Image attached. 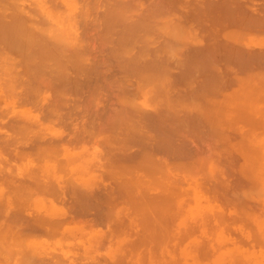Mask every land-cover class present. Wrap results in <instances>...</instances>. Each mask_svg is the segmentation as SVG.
<instances>
[{
  "label": "rangeland",
  "instance_id": "1",
  "mask_svg": "<svg viewBox=\"0 0 264 264\" xmlns=\"http://www.w3.org/2000/svg\"><path fill=\"white\" fill-rule=\"evenodd\" d=\"M35 1L38 0H5V3H8L7 5L4 3L5 7L10 3L11 5L8 6L9 10L7 8L10 12L5 11V7L2 8L4 13L8 12L7 15L5 14L7 17L3 18L11 16L13 18V14H17L18 17L19 14L23 15L21 17L25 18L24 20L19 17V24L23 25L21 27L23 34L26 30L25 34L36 33L35 36L42 33L49 36L55 35L53 39L57 37L64 43H60L62 49L61 52L57 50L59 52L57 56L65 58L69 56L70 52L72 56L73 52L77 51L80 58L83 60L82 57H84L87 62L83 63L86 65L85 68H89L87 73L82 75L84 77L81 76L80 79L77 76L78 84L76 81L75 84L68 82L66 86L58 84L55 72L53 76H37L36 85H33V88H37H34L36 91H34L35 96L32 102L20 96V81H16L17 85H13L16 83L15 80L20 79L19 76L13 77L17 76L15 70L21 71L24 66L10 69L11 64L6 60V63L2 61L5 65L7 64L6 67L9 68L10 65L9 70L12 72L10 71L9 77L5 76L8 69L3 63V67L6 68L2 67L3 76L0 68V78H4L0 79V82L5 81L1 84L2 86L0 85V155L3 151L0 156L2 158L0 167L1 171H4H0V205H4L9 199L8 201L14 203L15 208H19L26 218H40L46 224L57 222L56 224L61 226L55 232L56 236L51 234H48L49 236L32 235L28 228L20 231L19 235L22 234V238L27 237V241L44 243L43 247H48L43 255L44 258L41 259L44 262L39 260L36 264H47L55 260L56 262L51 264H264V0H226V2H224L225 0H187L189 2L185 0H39L37 4ZM46 1H49V8ZM32 4L35 11L40 6V16L39 12H33ZM222 4L227 6L222 7ZM41 9L44 10L43 13ZM166 11L169 12L167 18ZM44 13H49L50 17L45 16ZM65 15L66 18H64ZM110 15L111 17H109ZM36 18L39 21H36ZM155 18L159 20L157 21ZM200 18L201 22H199ZM64 19L68 22H64ZM8 20H6L7 23ZM161 20L164 21L162 24H160ZM23 21H26L25 25ZM177 21L182 23L180 24L181 28L179 24V26L176 25ZM48 22L49 24H47ZM53 22L55 26H51L54 25ZM152 22L158 28L153 26ZM39 24H42L39 26L40 28L37 26ZM148 25L150 28L153 27V31L154 29L162 31V35L157 31L159 36L152 35ZM44 26L49 28L45 32ZM56 26H60L62 31L58 27L57 33ZM183 26L184 28H182ZM108 27L112 29L104 30ZM161 27L162 30H159ZM175 27V31L178 29L181 32L176 31L177 34H173L175 31L170 28L174 29ZM54 28V32H51ZM165 30L167 31L165 32ZM107 31L110 34L105 35L107 33L104 32ZM142 31L146 32L142 33ZM170 31L173 36L175 35V39L171 37ZM146 33L150 38L148 34L144 35ZM165 33L166 35H164ZM70 34L72 38L69 37ZM151 35L156 36L155 39L158 41L164 37V44L161 42L163 39L160 41L162 44L158 43L159 46H156L157 41H154V37ZM66 36L69 42H77L75 49H73L75 44L69 43L68 47ZM84 36L86 37L84 38ZM167 36L173 39L171 43H168L170 38ZM178 36L181 37L178 39ZM35 38L33 35L34 40ZM147 39L149 44L145 41ZM84 40L88 43H85ZM62 44L65 45V48ZM165 45L168 47L166 48ZM144 49L146 50L144 58L139 57V55H143L140 54L141 51L145 53ZM148 49L150 52H147ZM117 50L118 52L115 53ZM0 51L3 52L2 48ZM136 52L139 53L138 56ZM62 53H64L63 57ZM164 53L167 55L165 57H169L170 60L169 58L168 61L166 58L164 59ZM215 54L216 56H214ZM156 56L163 60L154 59ZM138 59L142 60L141 64ZM116 61H118L117 64ZM157 61L158 64L159 61L161 64H164L165 61V64L159 67L160 64L158 66ZM211 62L214 64L212 65ZM156 66L163 67L161 71L165 73L161 71V73L159 71L155 73ZM4 70L6 74H4ZM45 72L48 70L45 69ZM12 73L13 76H11ZM175 76L177 78H174ZM6 80H12L13 84L11 85L14 86L15 92L10 88V84L5 85L8 82ZM164 81L168 84L163 83ZM53 84L54 86H52ZM53 88L55 89L51 90ZM199 88L200 93L197 90ZM6 90L7 92H5ZM155 92L161 93L162 97L158 96L162 100H159L158 96L155 98L157 95ZM151 94H155V96ZM9 95L11 96L9 97ZM47 110L49 111L47 112ZM56 111L58 115L54 114ZM24 112L29 120L27 121L29 133L26 128L24 130L26 132L22 134L20 129L23 125L21 127L20 124H23L21 122L25 117H20V114L23 115ZM34 114L36 115L34 116ZM66 114L71 116L67 117ZM52 117L55 123H52ZM130 119L132 120L130 121ZM32 120L34 121L31 122ZM124 123H129L130 127ZM139 123L143 126L142 128L138 127ZM135 127L138 131L132 130L136 129ZM52 129L55 131L53 134ZM130 131L133 132L130 134ZM140 132L141 134H139ZM151 132L153 133L151 134ZM27 133L26 142L24 135L26 137ZM146 133L150 136V145ZM163 134L165 136L169 134L167 136L169 140L165 139V143L162 142L165 137ZM174 134L176 135L174 136ZM153 136H155V140ZM42 138L43 140H39ZM50 138L51 140H49ZM174 138L177 140H173ZM17 139L18 142H16ZM181 140L182 143H180ZM12 142H16L17 147H20L21 156L16 155L17 147L15 149L16 145ZM111 143H114L115 146ZM138 144L140 147L137 146ZM171 148L174 149L170 151ZM88 152L89 155H87ZM179 152L181 156H179ZM68 157L71 159L74 157V162ZM36 161L38 162L36 163ZM2 163L3 165H1ZM12 163H15L16 167ZM47 163L54 168L53 171H49L50 167L48 170ZM23 165L26 167H22ZM42 165L47 167V169H43L45 172L41 168ZM33 166L34 168H32ZM36 166L44 172V175ZM6 168H8V172ZM152 169L157 173H154ZM52 175L53 177H51ZM195 177L199 178L195 179ZM15 178L16 182L14 183ZM163 179L165 183H163ZM168 179H170L169 183ZM176 179L181 180L184 185ZM8 183L9 185H7ZM170 183L171 186L168 185ZM250 187L251 189H249ZM8 189L11 191L8 192ZM185 190L186 194H184ZM75 191L86 195L89 201L86 208L80 206L77 208L74 202ZM189 193H192V197ZM199 197L202 199L200 200L202 204L196 208V198L199 199ZM194 208L200 209L199 215L195 214L197 210ZM0 214L3 212L0 211ZM3 220L6 222L7 219L3 217L0 220V228L2 225H6L2 223ZM15 230L17 231V228L11 231L12 234L3 236L4 238L0 234V249H14L13 251L21 252L27 257V253L23 252V243L27 242L26 238H24V242L21 241L22 245L20 241L14 242L22 238L15 237L16 239L12 240L15 236L13 234L18 233H15ZM60 230L61 232H59ZM66 231L74 232L76 236L71 238V234L68 235ZM95 237L96 240L91 241ZM29 244L27 249L33 245ZM69 245H72L73 248ZM30 258L33 257L30 256Z\"/></svg>",
  "mask_w": 264,
  "mask_h": 264
},
{
  "label": "bare ground",
  "instance_id": "2",
  "mask_svg": "<svg viewBox=\"0 0 264 264\" xmlns=\"http://www.w3.org/2000/svg\"><path fill=\"white\" fill-rule=\"evenodd\" d=\"M39 1V0H38ZM37 1V2H38ZM185 1H187V0H185ZM229 1V0H228ZM245 1V0H244ZM29 2V1H28ZM36 2V1H35ZM37 2H36V4H37ZM45 2V1H44ZM53 2V1H52ZM187 2H189V1H187ZM224 2H226V0L224 1ZM247 2V1H246ZM4 3H5V0L3 1V0H0V5H1V7H0V48H2V51L4 52V54H3V52H1L0 51V62H1V64L0 65H2L0 68H1V72L3 71V69H8V71L6 72L7 73V75H5V76H8L12 71L11 70H9V68H10V65H9V68H8V66L6 67V65L2 62V61H4L5 62V60L6 61H8V63H10L11 64V68L10 69H14V68H16V67H18V66H24L23 67V69H21V71L19 70L18 71V69H16L15 70V72H16V75L17 76H13V73L11 74V76H13V77H18L19 76V80H15V82L16 81H20V84H19V86H21V92H20V96H22V97H24L26 100H28V101H30V102H32L33 101V98H34V91H36L35 89L37 88H33V85L35 84V81H36V78H38L40 75L41 76H43V75H51V76H53V73L55 72V76H56V79H57V82H58V84H63V85H67V83L68 82H74V84H75V81H76V83L78 82L77 80H76V78H77V76L78 77H80V79L82 78V77H84V76H82V75H84L85 73H87V70L89 69L88 67V69H86L85 68V66L86 65H84L85 63H87L86 62V60H85V58L84 57H82L83 58V60L80 58V54H78V53H76L75 51V53L73 52V49H75V47H76V43H73V42H69L68 41V38H67V36H66V40H67V43H68V47H69V43H71V45L72 44H75V45H73L74 47H73V49H72V52H73V55L71 56V49H70V53H69V56L68 57H63L64 55V53H62V57L63 58H61L60 56H57L58 54H59V52L57 51V50H61L62 49V47H61V45H60V43L62 42V39H61V41L60 40H58L57 39V37H55L54 39H53V37L55 36H49V35H44L43 33L42 34H40V35H37V36H35V34H33L34 35V38H35V40L33 39V35L31 34V32L30 33H28V34H25V33H27V32H25L26 30H24V34H23V32H22V26L23 25H21V24H19V17H21V16H23V15H20L19 14V17L17 16V14H16V12H15V14L16 15H14L13 14V10L11 11L12 12V14H13V18H11V17H8V18H3L4 16H6L7 15V13L8 12H10V11H8L9 10V8H8V6L9 5H11V3L8 5V6H4ZM14 3V2H13ZM12 3V4H13ZM39 3V2H38ZM48 3V4H47ZM227 3H229V2H227ZM6 4V3H5ZM8 4V3H7ZM6 4V5H7ZM29 4H31V3H29ZM28 4V5H29ZM46 4L48 5L47 7L49 8V1H46ZM45 4V5H46ZM50 4H52V3H50ZM188 4V3H187ZM226 4V3H225ZM14 5V4H13ZM25 5V4H24ZM33 5V4H32ZM41 5V4H40ZM192 6H193V4H191ZM26 6V5H25ZM30 6V5H29ZM197 6V5H196ZM223 6H225V5H223L222 4V7ZM227 6V5H226ZM225 6V7H226ZM239 6V5H238ZM4 7H5V11H8V12H6V13H4ZM10 7V6H9ZM14 7H16V6H14ZM18 7V6H17ZM33 7V9H34V5L32 6ZM39 7L40 6H38V10L37 11H35V9H34V13L35 12H39V16L41 15L40 13H41V11H40V9H39ZM46 7V6H45ZM45 7H44V9H45ZM229 7V6H228ZM3 8V9H2ZM7 8H8V10H7ZM19 8V7H18ZM27 8V7H26ZM221 8V7H220ZM230 8V7H229ZM232 8V7H231ZM11 9V8H10ZM12 9H14V8H12ZM27 9H29V8H27ZM50 9H52L51 7H50ZM206 9V8H205ZM224 9V8H223ZM16 10V9H15ZM18 10V9H17ZM22 10V9H21ZM23 10H25V9H23ZM42 10V13L44 12V10L43 9H41ZM63 10H65V9H63ZM192 10V9H191ZM28 11H30V10H28ZM28 11H27V13H28ZM32 11V10H31ZM54 11V10H53ZM20 12V11H19ZM46 12V11H45ZM48 12V11H47ZM51 12H52V10H51ZM66 12V11H65ZM153 12V11H152ZM167 12V11H166ZM21 13H23V12H21ZM59 13V12H58ZM57 13V14H58ZM195 13V12H194ZM6 14V15H5ZM29 14V13H28ZM27 14V15H28ZM37 14V13H36ZM63 14V13H62ZM164 14V13H163ZM168 14V15H167ZM167 14H165V16H166V18H167V16H169V12H167ZM182 14V13H181ZM244 14V13H243ZM30 15V14H29ZM44 15L45 16H49L50 17V15H49V13H44ZM52 15V14H51ZM70 15V14H69ZM252 15V14H251ZM25 16V15H24ZM52 16H54V15H52ZM60 16V15H59ZM70 16H72V15H70ZM69 16V17H70ZM7 17V16H6ZM57 17V16H56ZM61 17V16H60ZM68 17V16H67ZM109 17H111V15L109 16ZM159 17V16H158ZM173 17V16H172ZM198 17V16H197ZM10 18V20H8ZM22 18V17H21ZM39 18V17H38ZM38 18H36L35 20L36 21H39V19ZM44 18V17H43ZM63 18V17H62ZM64 18H66V15H65V17ZM71 18V17H70ZM74 18V17H73ZM146 18V17H145ZM164 18V17H163ZM5 19V20H4ZM25 18H22V20H24ZM55 19H57V18H55ZM59 19V18H58ZM152 19V18H151ZM157 19V21L159 20L158 18H155V20ZM161 19H162V17H161ZM175 19V18H174ZM194 19V18H193ZM247 19V18H246ZM6 20H8V23L6 22ZM21 20V19H20ZM41 20H42V18H41ZM40 20V22H42ZM44 20H45V18H44ZM59 20H61V19H59ZM58 20V21H59ZM108 20V19H107ZM113 20V19H112ZM163 20H165V19H163ZM168 20V19H167ZM166 20V21H167ZM184 20V19H183ZM49 22H50V20H48ZM64 22H68V21H66V19H64L63 20ZM105 21V20H104ZM144 21H146V20H144ZM162 21V20H161ZM204 21V20H203ZM246 21V20H245ZM21 22V21H20ZM24 22V25L26 24L25 22L26 21H23ZM45 22V21H44ZM49 22L47 23V24H49ZM71 22V21H70ZM143 22V21H142ZM164 21H162V22H160V24H162ZM178 22V21H177ZM199 22H201V18H200V21ZM199 22H198V24H199ZM38 23V22H37ZM46 23V22H45ZM54 23V22H53ZM113 23H115V21L113 20ZM147 23V22H146ZM145 23V24H146ZM153 23V22H152ZM151 23V24H152ZM169 23V22H168ZM184 23V22H183ZM193 23V22H192ZM210 23V22H209ZM214 23V22H213ZM228 23V22H227ZM244 23V22H243ZM23 24V23H22ZM42 24H44V23H42ZM42 24H39V25H37L38 27L39 26H41ZM71 24V23H70ZM109 24H110V22H109ZM133 24V23H132ZM149 24H150V22H149ZM154 24V23H153ZM158 24H159V22H158ZM157 24V25H158ZM166 24V23H165ZM164 24V25H165ZM180 25V24H182V23H180V22H178L176 25ZM239 24V23H238ZM242 24V23H241ZM246 24H247V22H246ZM21 25V26H20ZM46 27H47V25L46 24H44ZM62 25H63V22H62ZM68 25V24H67ZM106 25V24H105ZM107 25H108V21H107ZM139 25V24H138ZM143 26H144V24H142ZM147 25V24H146ZM156 24H154L153 26H155ZM175 25V24H174ZM178 25V26H179ZM184 25V24H183ZM200 25V24H199ZM203 25V24H202ZM45 26H44V32L46 31V29H49V28H45ZM51 26H55V23H54V25L52 24ZM115 26V25H114ZM137 26V25H136ZM142 26V27H143ZM160 26V25H159ZM162 26V25H161ZM177 26V27H178ZM214 26V25H213ZM247 26V25H246ZM25 27H27V26H25ZM50 27V26H49ZM59 27V30L60 31H62L61 29H60V26H58ZM57 26H56V31H57V28H58ZM66 27H69V26H66ZM71 27H73L72 25H71ZM110 27V26H109ZM106 28V29H104V30H107V29H112V28ZM111 27H113L112 26V24H111ZM146 27V26H145ZM148 29H150V30H152V31H150L149 30V32L151 33H153L152 35H157V32H159V31H157L158 29V26H155V27H157L156 29V31H155V29H154V31H153V27H151L150 28V26L148 25ZM167 27H169V26H167ZM166 27V28H167ZM218 27V26H217ZM40 28V27H39ZM140 28H141V26H140ZM160 28V27H159ZM164 28V27H163ZM180 28H181V25H180ZM182 28H184V26L182 27ZM25 29V28H24ZM28 29H30V28H28ZM50 29H51V27H50ZM64 29V28H63ZM103 29V28H102ZM101 29V30H102ZM129 29V28H128ZM135 29V28H134ZM146 29V28H145ZM145 29H143V30H145ZM170 29H172V31H175V29H176V27L173 29V28H170ZM169 29V30H170ZM241 29V28H240ZM31 30H32V28H31ZM36 31L38 30V29H35ZM54 30H55V28L51 31V32H54ZM58 30V31H59ZM70 30V29H69ZM108 30V31H109ZM131 30V29H130ZM159 30H162V27H161V29H159ZM183 30V29H182ZM185 30V29H184ZM28 31V30H27ZM55 31V32H56ZM58 31H57V33H58ZM63 31H65V30H63ZM108 31L107 32H104V33H107V34H105V35H108V34H110V32L108 33ZM136 31H137V28H136ZM140 31V30H139ZM167 30H165V32H166ZM176 31H179L178 29L176 30ZM176 31L173 33V34H175L176 33ZM41 32V31H40ZM50 32V33H51ZM71 33L73 32V31H70ZM75 32V31H74ZM80 32H81V30H80ZM83 32V31H82ZM146 32V31H145ZM145 32H143L142 31V33H145ZM148 32V33H149ZM162 32V31H161ZM161 32H159V34L161 33ZM164 32V31H163ZM169 32V31H168ZM171 32V31H170ZM179 32H181V31H179ZM39 33V32H38ZM77 33H79V32H77ZM85 33V32H84ZM134 33V32H133ZM140 33V32H139ZM138 33V34H139ZM148 33H146V34H144V35H146L147 36V34ZM154 33H156V34H154ZM47 34V33H46ZM52 35H53V33H51ZM50 34V35H51ZM54 34H56V33H54ZM60 34V33H59ZM75 34V33H74ZM82 34V33H81ZM177 34V33H176ZM181 34V33H180ZM182 34H183V32H182ZM114 35V34H113ZM151 35V36H152ZM160 35H162V33L160 34ZM164 35H166V33L164 34ZM169 36H170V34H168ZM171 35H172V32H171ZM62 36H63V33H62ZM72 35L70 34V36L69 37H71ZM77 36V35H76ZM112 36V35H111ZM115 36V35H114ZM130 36H132V35H130ZM141 36V35H140ZM148 36H149V34H148ZM157 36H159V35H157ZM175 36V35H174ZM174 36L172 35L171 37H173L174 38ZM78 37H79V35H78ZM83 37V36H82ZM86 36H84V38H85ZM108 37H110V36H108ZM134 37V36H133ZM145 37V36H144ZM152 37H154V36H152ZM168 37V36H167ZM166 37V38H167ZM171 37H168V38H170V40H169V42L168 43H171L172 42V40L173 39H171ZM179 37H181V36H178V39H179ZM61 38V37H60ZM63 38V37H62ZM65 38V37H64ZM72 38V37H71ZM146 38V37H145ZM144 38V39H145ZM148 38V37H147ZM149 38H150V36H149ZM148 38V39H149ZM155 38H157L156 36L154 37V41L156 40L157 41V44H156V46L158 45L159 46V44H160V41L161 40H163L164 39V37H163V39H160V41H158V39H155ZM77 39H79V38H77ZM83 39V38H82ZM148 39L147 40H145L146 42L148 41ZM153 39V38H152ZM175 39V38H174ZM177 39V38H176ZM66 40H64L65 41V43H66ZM70 40H72V39H70ZM125 40V39H124ZM128 40V39H127ZM151 40V39H150ZM83 41V40H82ZM114 41V40H113ZM112 41V42H113ZM126 41V40H125ZM144 41V40H143ZM153 41V40H152ZM165 41V39L163 40V41H161L162 43ZM178 41V40H177ZM221 41V40H220ZM75 42V41H74ZM84 42H85V40H84ZM120 42V41H119ZM128 42V41H127ZM126 42V43H127ZM175 42H176V40H175ZM63 43V42H62ZM83 43V42H82ZM85 43H88V42H85ZM124 43V42H123ZM130 43V42H129ZM155 43V42H154ZM159 43V44H158ZM161 43V44H162ZM167 43V44H168ZM64 44V43H63ZM62 44V45H63ZM104 44V43H103ZM109 44V43H108ZM111 44V43H110ZM147 44H149L148 42H147ZM160 44V45H161ZM164 44V43H163ZM223 44V43H222ZM60 45V46H59ZM81 45V44H80ZM117 45H118V43H117ZM123 45V44H122ZM126 45V44H125ZM129 45V44H128ZM131 46H132V44H130ZM135 45V44H134ZM137 45V44H136ZM139 45H144V44H139ZM150 45H152L151 44V42H150ZM155 45V44H154ZM153 45V46H154ZM169 45V44H168ZM168 45L166 46V48L168 47ZM219 45H221V44H219ZM224 45V44H223ZM222 45V46H223ZM65 45H63V47H64ZM138 46V45H137ZM148 46V45H147ZM71 47V46H70ZM77 47H78V45H77ZM122 47V46H121ZM140 47V46H139ZM161 47V46H160ZM224 47V46H223ZM223 47H221V48H223ZM65 48V47H64ZM72 48V47H71ZM80 48V47H79ZM83 48V47H82ZM140 48H143V47H140ZM151 47L149 46V49H150ZM229 48V47H228ZM69 49V48H68ZM126 49V51H128L127 50V48H125ZM139 49V48H138ZM149 49L147 50V52L149 51ZM67 50V49H66ZM141 50V49H140ZM139 50V51H140ZM152 50V49H151ZM153 50H154V48H153ZM159 50V49H158ZM234 50H235V48H234ZM64 51V50H63ZM124 51V50H123ZM126 51H124V52H126ZM138 51V50H137ZM146 50L144 49V52H145ZM219 51V50H218ZM61 52V51H60ZM65 52V51H64ZM80 52V51H79ZM118 52V50L115 52V53H117ZM150 52V51H149ZM153 52V51H152ZM154 52H156L155 50H154ZM166 52V51H165ZM220 52V51H219ZM67 53V52H66ZM81 53V52H80ZM84 53V52H83ZM123 53V52H122ZM127 53V52H126ZM137 53V52H136ZM163 53V52H162ZM168 53V52H167ZM225 53V52H224ZM82 54V53H81ZM140 54H143L142 56H140L139 55V53H137V56L139 55V57H143L144 56V54H146V52L145 53H143V51H141L140 52ZM151 54V53H150ZM150 54H148V55H150ZM155 55H156V53H154ZM154 54H152L153 56H155ZM166 53H164V59L166 58L165 56H167V55H165ZM188 54V53H187ZM220 54V53H219ZM222 54V53H221ZM84 55V54H83ZM86 55V54H85ZM117 55V54H116ZM116 55H115V57H116ZM136 55V54H135ZM162 55V54H161ZM168 55H170V54H168ZM5 56V57H4ZM119 56H120V54H119ZM137 56H136V59H137ZM146 56V55H145ZM171 56H172V54H171ZM214 56H216V54L214 55ZM244 56V55H243ZM86 57V56H85ZM118 57V56H117ZM120 57H122V56H120ZM160 57H162V56H160ZM190 57V56H189ZM218 57V56H217ZM225 57H227V55H225ZM224 57V58H225ZM240 57V56H239ZM144 58V57H143ZM169 58V57H168ZM168 58H166V60L168 59ZM194 58V57H193ZM2 59H4V60H2ZM134 59V58H133ZM135 59V60H136ZM154 59H158L157 58V56L154 58ZM173 59V58H172ZM195 59V58H194ZM193 59V60H194ZM223 59V58H222ZM85 60V61H84ZM115 60H116V58H115ZM139 61H140V64H141V61L142 60H140V59H138ZM158 60H163V59H158ZM169 60H170V58H169ZM180 60V59H179ZM204 60V59H203ZM81 61H84V62H81ZM120 61V60H119ZM138 61V62H139ZM168 61V60H167ZM175 61V60H174ZM182 61V60H181ZM198 61V60H197ZM208 61V60H207ZM210 61V60H209ZM218 61H220V60H218ZM117 62L118 61H116V64H117ZM152 62H153V60H152ZM152 62H151V64H152ZM194 62H195V60H194ZM200 63H202L201 61H199ZM215 62H217V61H215ZM232 62V61H231ZM5 65V67H3V64ZM6 63V62H5ZM84 63V64H83ZM122 63H123V61H122ZM125 63V62H124ZM134 63V62H133ZM135 63H137V62H135ZM150 63V62H149ZM149 63H148V65H149ZM164 64H165V61L163 62ZM196 63V62H195ZM212 63V65L214 64L213 62H211ZM221 63V62H220ZM219 63V64H220ZM143 64V63H142ZM155 64H156V62H155ZM157 64H158V61H157ZM159 64H160V66H159ZM159 64H158V66L159 67H161L162 65H164V64H161V62L159 61ZM182 64V63H181ZM194 64V63H193ZM218 64V65H219ZM84 65V66H83ZM123 65V64H122ZM121 65V66H122ZM125 65V64H124ZM135 65H137V64H135ZM144 66H145V64H143ZM167 65V64H166ZM171 65V64H170ZM183 65V64H182ZM181 65V66H182ZM210 65V64H209ZM211 65V66H212ZM216 65V64H215ZM214 65V66H215ZM230 65H231V63H230ZM88 66V65H87ZM141 66V65H140ZM139 66V67H140ZM147 66V65H146ZM197 66V65H196ZM203 66H205V65H203ZM2 67H3V69H2ZM90 67V66H89ZM194 67V66H193ZM201 67V66H200ZM206 67H207V65H206ZM206 67H203V69L205 68L206 69ZM213 67V66H212ZM156 68L158 69H154V71H155V73H156V71L158 72H160L162 69H163V67L162 68H158L157 66H156ZM165 68V67H164ZM168 68H169V66H168ZM195 68V67H194ZM45 69H47L48 70V72H45ZM97 69V68H96ZM138 69V68H137ZM144 69V68H143ZM185 69V68H184ZM195 69H197V68H195ZM203 69H202V71H203ZM212 69V68H211ZM208 70V69H207ZM11 71V72H10ZM44 71V72H43ZM90 71V70H89ZM97 71V70H96ZM140 71V70H139ZM147 71V70H146ZM145 71V72H146ZM148 71H150V70H148ZM186 71V70H185ZM189 71V70H188ZM187 71V72H188ZM201 71V72H202ZM230 71V70H229ZM13 72H14V70H13ZM161 72H163V71H161ZM160 72V73H161ZM228 72V71H227ZM5 73V70H4V74H6ZM152 73H154V72H152ZM163 73H165V72H163ZM191 73V72H190ZM189 73V74H190ZM196 73V72H195ZM3 74V72L1 73V75ZM139 74H141V73H139ZM184 74V73H183ZM187 74V73H186ZM192 74V73H191ZM80 75V76H79ZM153 75V74H152ZM178 75V74H177ZM176 75V76H177ZM181 75V74H180ZM180 75H179V77H180ZM226 75H227V73H226ZM3 76V75H2ZM38 76V77H37ZM82 76V77H81ZM88 76H89V73H88ZM144 76H145V74H144ZM174 77V78H177V77ZM216 76V75H215ZM9 77V76H8ZM86 77V76H85ZM227 77H228V75H227ZM14 78V79H15ZM88 78V77H87ZM119 78V77H118ZM147 78V77H146ZM217 78V77H216ZM225 78V77H224ZM0 79H4V78H0ZM5 79H8L9 80V78H6L5 77ZM98 79V78H97ZM181 79V78H180ZM8 80H6V81H8ZM13 80V79H12ZM11 80V81H12ZM107 80V79H106ZM142 81H143V79H141ZM144 80H145V78H144ZM215 80V79H214ZM11 81H8V82H10V83H8V82H6L7 84H5V85H8V84H13V83H11ZM146 81H148V80H146ZM146 81H144V83L146 84ZM236 81V80H235ZM5 82V81H4ZM4 82H2V83H4ZM14 82V81H13ZM37 82H38V80H37ZM214 82V81H213ZM1 82H0V85L2 84ZM163 83H165V81L163 82ZM198 83V82H197ZM230 83V82H229ZM50 84V83H49ZM78 84V83H77ZM76 84V85H77ZM165 84H168V82H166ZM165 84H164V86H165ZM170 84V83H169ZM217 84V83H216ZM4 85V84H3ZM14 86L15 85H17V82L16 83H14L13 84ZM36 85V84H35ZM37 85H38V83H37ZM41 85V84H40ZM45 85V84H44ZM87 85V84H86ZM195 85V84H194ZM222 85V84H221ZM229 85V84H228ZM2 86V85H1ZM13 86V87H14ZM52 86H54V84L52 85ZM80 86V85H79ZM239 86V85H238ZM13 87H12V85L10 86V88L14 91V89H13ZM42 87V86H41ZM64 87V86H63ZM68 87H69V85H68ZM76 87V86H75ZM74 87V88H75ZM78 87V86H77ZM76 87V88H77ZM214 87V86H213ZM9 88V89H10ZM16 88V87H15ZM17 88H19L18 86H17ZM16 88V89H17ZM50 88V87H49ZM57 88V87H56ZM193 88H194V86H193ZM208 88V87H207ZM8 89V88H7ZM15 89V90H16ZM55 88H53V89H51V90H54ZM69 89V88H68ZM82 89V88H81ZM161 89V88H160ZM159 89V90H160ZM192 89V88H191ZM234 89H235V87H234ZM5 90V89H4ZM20 90H18V91H20ZM38 90V89H37ZM158 90V91H159ZM197 90H199L198 92L200 93L201 91H200V88L199 89H197ZM212 90H213V88H212ZM215 90V89H214ZM224 90V89H223ZM9 92H10V90H8ZM17 91V90H16ZM59 91V90H58ZM76 91V90H75ZM81 91V90H80ZM154 91V90H153ZM163 91H164V89H163ZM168 91V90H167ZM175 91V90H174ZM205 91V90H204ZM216 91V90H215ZM5 92H7V90L5 91ZM15 92V91H14ZM54 92V91H53ZM198 92H196L197 94H199ZM214 92V91H213ZM217 92H218V90H217ZM19 93V92H18ZM59 93V92H58ZM79 93V92H78ZM156 93V92H155ZM193 93V92H192ZM192 93H191V95H192ZM195 93V94H196ZM203 93V92H202ZM212 93V92H211ZM220 93V92H219ZM2 94V93H1ZM11 94H12V91H11ZM55 94V93H54ZM54 94H52V95H54ZM157 95L155 96V94L153 95V94H151V95H153V96H155V98L159 95V96H161L160 94H158V93H156ZM165 94V93H164ZM189 94H190V92H189ZM194 94V93H193ZM240 94V93H239ZM3 95V94H2ZM13 95V94H12ZM57 95V94H56ZM150 95V96H151ZM11 95H9V97H10ZM78 96V95H77ZM81 96V95H80ZM159 96H158V98H159ZM170 96V95H169ZM168 96V97H169ZM21 97V98H22ZM38 97H40V96H38ZM59 97V96H58ZM162 97V96H161ZM198 97V96H197ZM7 98H8V96H7ZM15 98V97H14ZM45 98V97H44ZM51 98V97H50ZM75 98H76V96H75ZM188 98H189V96H188ZM199 98V97H198ZM213 98V97H212ZM19 99V98H18ZM47 99H48V97H47ZM65 99V98H64ZM72 99H73V97H72ZM149 99H150V97H149ZM148 99V100H149ZM195 99V98H194ZM193 99V100H194ZM200 99V98H199ZM38 100V99H37ZM43 100V99H42ZM153 100V99H152ZM159 100H162V99H160L159 98ZM163 100H165L164 99V97H163ZM186 100V99H185ZM188 100V99H187ZM4 101V100H3ZM19 101V100H18ZM51 101V100H50ZM76 101V100H75ZM82 101V100H81ZM147 101V100H146ZM150 101V100H149ZM154 101H155V99H154ZM156 101H158V100H156ZM169 101V100H168ZM196 101V100H195ZM205 101V100H204ZM45 103H47L46 101H44ZM43 102V103H44ZM55 102V101H54ZM57 102V101H56ZM68 102V101H67ZM83 102V101H82ZM151 102V101H150ZM149 102V103H150ZM189 102V101H188ZM207 102V101H206ZM18 103V102H17ZM79 103V102H78ZM175 103H177V102H175ZM185 103V102H184ZM192 103V102H191ZM199 104H200V102H198ZM21 104H22V102H21ZM48 104V103H47ZM53 104V103H52ZM58 104H59V102H58ZM70 104V103H69ZM82 104V103H81ZM153 104V103H152ZM155 104V103H154ZM159 104V103H158ZM171 104V103H170ZM31 105V104H30ZM34 105V104H33ZM195 105V104H194ZM193 105V106H194ZM236 105V104H235ZM14 106H16V105H14ZM51 106V105H50ZM49 106V107H50ZM58 106V105H57ZM56 106V107H57ZM73 106V105H72ZM129 106V105H128ZM127 106V107H128ZM152 106V105H151ZM150 106V107H151ZM201 106V105H200ZM233 106V105H232ZM74 107V106H73ZM80 107V106H79ZM86 107V106H85ZM167 107V106H166ZM209 107V106H208ZM72 108V107H71ZM134 108H136V107H134ZM43 109V108H42ZM41 109V110H42ZM153 109V108H152ZM158 109V108H157ZM156 109V110H157ZM197 109V108H196ZM10 110V109H9ZM19 110V109H18ZM46 110V109H45ZM44 110V111H45ZM49 110H51L50 108H49ZM49 110H47V112L49 111ZM53 110V109H52ZM70 110V109H69ZM71 110H73V109H71ZM101 110V109H100ZM155 110V111H156ZM231 110V109H230ZM40 111V110H39ZM74 111V110H73ZM145 111V110H144ZM180 111V110H179ZM41 112V111H40ZM66 112V111H65ZM70 112V111H69ZM16 113H20V112H16ZM51 113V112H50ZM57 114V111L56 112H54V114ZM73 113V112H72ZM71 113V114H72ZM92 113V112H91ZM138 113V112H137ZM55 114V115H56ZM146 114V113H145ZM150 114V113H149ZM179 114V113H178ZM185 114V113H184ZM28 115H30V114H28ZM36 114H34V116H35ZM52 115V114H51ZM58 115V114H57ZM67 115V114H66ZM65 115V116H66ZM68 115H70V114H68ZM68 115H67V117H68ZM137 115V114H136ZM183 115V114H182ZM18 116H19V114H18ZM25 117L23 120L22 119H20V120H22V122L21 123H23V124H20V126L22 127V125H23V127L20 129V133H22L23 134V132L25 133L26 131H24L27 127H28V125H27V121H29V120H27L28 118H26L27 117V115H25V112H24V114L22 115V114H20V117ZM71 116V115H70ZM93 116V115H92ZM156 116V115H155ZM19 117V118H20ZM31 117V116H30ZM30 117H29V119H30ZM47 118H48V115L46 116ZM58 117V116H57ZM57 117H56V119H57ZM125 117H127V115H125ZM143 117H145V116H143ZM179 117H181V116H179ZM182 117H184V116H182ZM181 117V118H182ZM189 117V116H188ZM53 118V117H52ZM51 118V119H52ZM135 118V117H134ZM137 118V117H136ZM186 118V117H185ZM205 118V117H204ZM138 119H139V117H138ZM190 119V118H189ZM200 119V118H199ZM17 120H18V118H17ZM35 121H36V119H34ZM34 120H32L31 122H33ZM38 120V119H37ZM59 120V119H58ZM125 120V119H124ZM132 119H130V121H131ZM134 120V119H133ZM140 120V119H139ZM174 120H175V118H174ZM185 120H187V119H185ZM197 120V119H196ZM201 120H203V119H201ZM24 121V122H23ZM47 121V120H46ZM50 121V120H49ZM52 121V120H51ZM57 121V120H56ZM129 121V120H128ZM127 121V122H128ZM180 121V120H179ZM184 121V120H183ZM182 121V122H183ZM17 122V121H16ZM38 122V121H37ZM37 122H36V124H37ZM42 122V121H41ZM45 122V121H44ZM43 122V123H44ZM58 122V121H57ZM94 122V121H93ZM97 122V121H96ZM119 122V121H118ZM117 122V123H118ZM137 122V121H136ZM196 122H198V121H196ZM15 123V122H14ZM42 123V124H43ZM50 123V122H49ZM52 123H55V121H54V118H53V121H52ZM141 123V125H142V122H140ZM140 123H139V126L138 127H140L141 125H140ZM144 123H145V120H144ZM156 123V122H155ZM157 123H159V122H157ZM156 123V124H157ZM179 123H181V122H179ZM185 123V122H184ZM191 123V122H190ZM33 124V123H32ZM121 124V123H120ZM122 124H123V122H122ZM125 124V123H124ZM149 124V123H148ZM153 124V123H152ZM168 124V123H167ZM214 124V123H213ZM8 125V124H7ZM15 125H17L18 126V124H15ZM98 125V124H97ZM125 125H129V123H126ZM133 125V124H132ZM138 125V124H137ZM145 125H146V123H145ZM158 125H160V124H158ZM165 125V124H164ZM172 125V124H171ZM175 125H177V124H175ZM185 125V124H184ZM198 125V124H197ZM202 125H203V121H202ZM50 126V125H49ZM121 126V125H120ZM119 126V127H120ZM123 126V125H122ZM168 126V125H167ZM204 126V125H203ZM207 126V125H206ZM36 127V126H35ZM51 127V126H50ZM105 127V126H104ZM108 127V126H107ZM128 127V126H127ZM129 127H130V125H129ZM143 126H141V128H142ZM145 127H148V126H145ZM163 127V126H162ZM173 127V126H172ZM171 127V128H172ZM176 127V126H175ZM180 127V126H179ZM193 127V126H192ZM196 127V126H195ZM54 129H55V127H53ZM106 128V127H105ZM136 128V127H135ZM150 128V127H149ZM197 128V127H196ZM195 128V129H196ZM208 128H210V127H208ZM10 129H12V128H10ZM31 129V128H30ZM48 129V128H47ZM47 129H45L46 131H48ZM112 129V128H111ZM114 129V128H113ZM120 129V128H119ZM126 129V128H125ZM131 129V128H130ZM144 129V128H143ZM142 129V130H143ZM177 129V128H176ZM200 129V128H199ZM14 130V129H13ZM27 130V132L29 133V130H28V128L26 129ZM53 130V129H52ZM121 130H123V131H126V130H124V129H121ZM133 131L134 130H136V131H138V129L136 128V129H132ZM147 130V129H146ZM160 130V129H159ZM163 130V129H162ZM173 130V129H172ZM209 130V129H208ZM12 131V130H11ZM15 131V130H14ZM36 131H38L37 129H36ZM40 131V130H39ZM64 131V130H63ZM119 131V130H118ZM117 131V132H118ZM133 131H130V134H131V132H133ZM150 131H151V129H150ZM153 131V130H152ZM170 131V130H169ZM16 132V131H15ZM55 131L53 130V132H52V134L54 133ZM62 132V131H61ZM113 132H115V131H113ZM142 132V131H141ZM141 132L139 133V134H141ZM164 132H165V130H164ZM171 132H173V131H171ZM170 132V133H171ZM4 133H5V131H4ZM28 133H27V135H26V137H25V135H24V138L26 139L27 138V136H28ZM38 133H40V132H38ZM59 133V132H58ZM81 133V132H80ZM143 133V132H142ZM153 132H151V134H152ZM162 133V132H161ZM166 133H167V131H166ZM169 133V132H168ZM177 133V132H176ZM179 133V132H178ZM185 133V132H184ZM48 134H49V132H48ZM60 134V133H59ZM118 134V133H117ZM120 134V133H119ZM148 134H149V132H148ZM19 136L21 135V134H18ZM50 135H51V133H50ZM146 135H147V133H146ZM145 135V136H146ZM156 135V134H155ZM161 135V134H160ZM164 135V134H163ZM167 135V134H166ZM169 135V134H168ZM167 135V136H168ZM176 134H174V136H175ZM43 136H45V135H43ZM53 136V135H52ZM60 136H62L61 134H60ZM59 136V137H60ZM116 136V135H115ZM119 136V135H118ZM126 136V135H125ZM148 136V135H147ZM165 136V135H164ZM167 136H165V137H167ZM14 137V136H13ZM17 137V136H16ZM51 137V136H50ZM119 137H121V136H119ZM150 136H148L147 137V140L149 141V138ZM155 136H153V139L155 140V138H154ZM159 137V136H158ZM163 138L164 139V141H162L163 143H165V139H168V137L167 138ZM179 137V136H178ZM9 138H10V136H9ZM21 138V137H20ZM19 138V139H20ZM24 138H22V139H24ZM33 138V137H32ZM56 139H57V136L55 137ZM125 138V137H124ZM136 138H138V137H136ZM162 138V137H161ZM184 138V137H183ZM45 139V138H44ZM119 139V138H118ZM117 139V140H118ZM121 139V138H120ZM157 139V138H156ZM160 139V138H159ZM158 139V140H159ZM177 140V138H174L173 140ZM2 140H3V138H2ZM9 140V139H8ZM39 140H43V138L42 139H39ZM49 140H51V138L49 139ZM53 140V139H52ZM62 140V139H61ZM85 140V139H84ZM132 140V139H131ZM134 140H136V139H134ZM151 140V139H150ZM169 140V139H168ZM185 140V139H184ZM11 141V140H10ZM19 140L17 139L16 140V142H18ZM22 141V140H21ZM29 141V140H28ZM45 141V140H44ZM56 141V140H55ZM54 141V142H55ZM121 141V140H120ZM123 141V140H122ZM125 141V140H124ZM146 141V140H145ZM144 141V142H145ZM157 141V140H156ZM16 142H12L14 145H16L14 148L16 149V147L18 146L17 144H15ZM24 142V141H23ZM26 142H27V139H26ZM25 142V143H26ZM43 142V141H42ZM93 142V141H92ZM112 142V141H111ZM143 142V143H144ZM169 142H171V141H169ZM174 142H177V141H174ZM3 143V142H2ZM11 143V142H10ZM20 143V142H19ZM115 144L117 143V142H114ZM114 143L112 144V145H114ZM123 143V142H122ZM146 143V142H145ZM152 143H154L153 141H152ZM151 143V144H152ZM157 143H159L158 141H157ZM180 143H182V140H181V142ZM179 143V144H180ZM39 144H40V142H39ZM45 144V143H44ZM43 144V145H44ZM97 144V143H96ZM101 144V143H100ZM106 144V143H105ZM110 144V143H109ZM121 144V143H120ZM147 144V143H146ZM155 144V143H154ZM176 144V143H175ZM178 144V143H177ZM42 145V146H43ZM99 145V144H98ZM119 145V144H118ZM127 145H128V143H127ZM149 145H150V141H149ZM157 145V144H156ZM160 145H162V144H160ZM184 145V144H183ZM10 147H12L11 145H9ZM30 146V145H29ZM28 146V147H29ZM115 146V145H114ZM138 147H140L139 146V144L137 145ZM159 146V145H158ZM166 146H168L167 144H166ZM165 146V147H166ZM169 146H170V144H169ZM174 146V145H173ZM176 146V145H175ZM174 146V147H175ZM186 146V145H185ZM38 147V146H37ZM45 147V146H44ZM103 147V146H102ZM107 147V146H106ZM127 147V146H126ZM133 147V146H132ZM135 147H136V145H135ZM142 147V146H141ZM180 147H181V145H180ZM6 148V147H5ZM112 148V147H111ZM131 148V147H130ZM155 148H156V146H155ZM167 148V147H166ZM184 148V147H183ZM1 149V148H0ZM11 149V148H10ZM86 149H88V148H86ZM109 149V148H108ZM138 149V148H137ZM160 149V148H159ZM162 149V148H161ZM174 149V148H173ZM172 148L170 149V151H172L173 150ZM178 149H179V147H178ZM178 149H176L177 150V152H178ZM92 150V149H91ZM140 150V149H139ZM152 150V149H151ZM158 150V149H157ZM185 150H186V148H185ZM109 151V150H108ZM114 151V150H113ZM118 151H120V150H118ZM163 151V150H162ZM166 151L168 152V150L166 149ZM169 151V152H170ZM11 152V151H10ZM14 152V151H13ZM28 152V151H27ZM86 152H87V150H86ZM174 152V151H173ZM181 152V151H180ZM180 152H179V154H180ZM183 152V151H182ZM181 152V153H182ZM190 152V151H189ZM21 149H20V147H17V149H16V155L17 156H21ZM39 153V152H38ZM146 153V152H145ZM175 153V152H174ZM2 154H3V151H2ZM1 154V155H2ZM13 154V153H12ZM60 154V153H59ZM178 154V155H179ZM0 155V156H1ZM15 155V154H14ZM13 155V156H14ZM26 155V154H25ZM43 155V154H42ZM74 155V154H73ZM86 155V154H85ZM87 155H89V152L87 153ZM112 155V154H111ZM168 155H169V153H168ZM184 155V154H183ZM6 157H7V155H5ZM5 156H2V157H5ZM10 156V155H9ZM32 156V155H31ZM114 156V155H113ZM140 156V155H139ZM177 156V155H176ZM179 156H181V154L179 155ZM188 156V155H187ZM190 156H191V154H190ZM105 157V156H104ZM107 157V156H106ZM48 158V157H47ZM69 158V160L71 159L70 157H68ZM68 158H67V160H68ZM74 158V157H73ZM73 158L71 159L72 161H73ZM108 158V157H107ZM107 158H106V160H107ZM172 158V157H171ZM173 158H175L174 156H173ZM0 159H2V158H0ZM14 159V158H13ZM43 159H44V157H43ZM75 159V158H74ZM83 159V158H82ZM87 159L89 160V157H87ZM177 160H178V158H176ZM16 160V159H15ZM15 160H14V162H15ZM25 160H27V159H25ZM31 160V159H30ZM68 160V161H69ZM84 160H86V159H84ZM88 160H86L87 161V163H89V161ZM173 160V159H172ZM176 160V161H177ZM32 161H33V159H32ZM77 161V160H76ZM79 161V160H78ZM175 161V162H176ZM183 161V160H182ZM0 162H2V161H0ZM4 162H5V160H4ZM38 161H36V163H37ZM74 162V161H73ZM91 162V161H90ZM178 162V161H177ZM181 162V161H180ZM26 163V162H25ZM24 163V164H25ZM40 163V162H39ZM179 163V162H178ZM182 163V162H181ZM11 164V163H10ZM12 164H14L15 165V163H12ZM17 164V163H16ZM21 164H23V163H21ZM76 164V163H75ZM184 164V163H183ZM1 165H3V163L1 164ZM34 165V164H33ZM47 165V167H48V170H49V167H50V170L49 171H53V169L54 168H52L51 167V165L49 166L48 165V163L46 164ZM46 165H45V167L42 165L41 166V168H42V170L44 169L45 170V168L47 169V167H46ZM55 165V164H54ZM53 165V166H54ZM26 167V165H23L22 167ZM131 166V165H130ZM146 166V165H145ZM177 166V165H176ZM15 167H16V165H15ZM19 167V166H18ZM22 167H20V168H22ZM36 167H38V166H36ZM36 167H35V169H36ZM44 167V168H43ZM54 167H56V166H54ZM5 168V167H4ZM32 168H34V166L32 167ZM52 168V169H51ZM158 168V167H157ZM171 168V167H170ZM186 168V167H185ZM1 167H0V171H1ZM8 168H6V170H7ZM17 169V168H16ZM25 169V168H24ZM34 169V170H35ZM38 169H39V171H41L40 170V168L38 167ZM90 169H91V166H90ZM160 169H162V168H160ZM21 170V169H20ZM22 170H23V168H22ZM43 170V171H44ZM115 170V169H114ZM153 170V169H152ZM163 170V169H162ZM173 170V169H172ZM25 171V170H24ZM23 171V172H24ZM36 171V170H35ZM43 171H41L43 174L42 175H44V172ZM157 171V170H156ZM163 171H165V170H163ZM1 172H4V171H1ZM7 172H8V170H7ZM19 172V171H18ZM20 172H22V171H20ZM37 172V171H36ZM57 172V171H56ZM135 172V171H134ZM153 172L154 173H157V172H155L154 170H153ZM168 172V171H167ZM178 172V171H177ZM51 173H53V172H51ZM115 173H117V172H115ZM114 173V174H115ZM144 173V172H143ZM153 173V175H155ZM18 174V173H17ZM57 174V173H56ZM55 174V175H56ZM62 174V173H61ZM119 174V173H118ZM1 175V174H0ZM15 175V174H14ZM27 175V174H26ZM47 175H48V173H47ZM157 175V174H156ZM177 175V174H176ZM181 175V174H180ZM194 175V174H193ZM197 175V174H196ZM19 176V175H18ZM49 176V175H48ZM58 176V175H57ZM119 176V175H118ZM121 176V175H120ZM126 176V175H125ZM128 176V175H127ZM164 176V175H163ZM172 176V175H171ZM170 176V177H171ZM189 176V175H188ZM14 177V176H13ZM15 177H17V176H15ZM42 177V176H41ZM50 177V176H49ZM51 177H53V175L51 176ZM69 177V176H68ZM169 177V178H170ZM10 178H11V176H10ZM28 178V177H27ZM26 178V179H27ZM44 178H45V176H44ZM106 178V177H105ZM160 179H162L161 177H159ZM199 178V177H198ZM197 177H195V179H198ZM203 178V177H202ZM22 179V178H21ZM43 179V178H42ZM51 179V178H50ZM137 179V178H136ZM167 179V178H166ZM172 179H173V177H172ZM175 179V178H174ZM179 179V178H178ZM17 180H18V178H17ZM48 180H49V178H48ZM54 180V179H53ZM156 180V179H155ZM191 180V179H190ZM21 181V180H20ZM35 181V180H34ZM51 181V180H50ZM56 181V180H55ZM169 181H170V179H168V183H169ZM176 181H179V180H177L176 179ZM176 181L174 180V182L176 183ZM192 181V180H191ZM193 181H194V179H193ZM14 183L16 182V178H15V180L13 181ZM49 182V181H48ZM160 182V181H159ZM162 182V181H161ZM167 182H166V184H167ZM179 182H181V180L179 181ZM185 182V181H184ZM200 182H203V181H200ZM206 182V181H205ZM2 183V182H1ZM13 183V184H14ZM21 183V182H20ZM44 183V182H43ZM69 183V182H68ZM151 183V182H150ZM158 183V182H157ZM163 183H165L164 182V179H163ZM182 183V182H181ZM204 183V182H203ZM19 184V183H18ZM17 184V185H18ZM46 184V183H45ZM48 184V183H47ZM132 184H133V182H132ZM159 184V183H158ZM183 184V183H182ZM187 184H190V183H187ZM191 184H192V182H191ZM190 184V185H191ZM195 184V183H194ZM3 185V184H2ZM7 185H9V183L7 184ZM168 185H172L171 183L170 184H168ZM184 185V184H183ZM182 185V186H183ZM200 186H201V184H199ZM24 186V185H23ZM73 186V185H72ZM167 186V185H166ZM186 186V185H185ZM245 186V185H244ZM71 187V186H70ZM135 187V186H134ZM138 187V186H137ZM168 187V186H167ZM177 187V186H176ZM184 187V186H183ZM7 188V187H6ZM26 188V187H25ZM43 188V187H42ZM82 188V187H81ZM93 188V187H92ZM170 188V187H169ZM171 188H173V187H171ZM185 188V187H184ZM3 189V188H2ZM13 189V188H12ZM32 189V188H31ZM85 189H87L86 187H85ZM97 189H98V187H97ZM124 189V188H123ZM174 189V188H173ZM249 189H251V187L249 188ZM71 190V189H70ZM183 191H184V189H182ZM3 191H4V189H3ZM9 191H11L10 189H8V192ZM13 191H15V190H13ZM37 191V190H36ZM42 191V190H41ZM44 191V190H43ZM61 191V190H60ZM87 191V190H86ZM189 190H187V192H188ZM192 191V190H191ZM29 192V191H28ZM91 192V191H90ZM166 192V191H165ZM178 192V191H177ZM190 192V191H189ZM247 192V191H246ZM17 193H19L18 191H17ZM171 193V192H170ZM6 194V193H5ZM184 194H186V190H185V193ZM190 195H191V197H192V193H189ZM25 195V194H24ZM23 195V196H24ZM74 195H75V197H74V202L76 203V205H77V208L80 206V207H82V208H86L87 207V205L89 204V201L87 200V197H86V195L83 193V194H81L80 192H74ZM190 195H188V196H190ZM8 196V195H7ZM10 196V195H9ZM48 196V195H47ZM230 196H231V194H230ZM22 197V196H21ZM6 198V197H5ZM186 198V197H185ZM8 199V198H7ZM24 199V198H23ZM237 199V198H236ZM9 200V199H8ZM7 200V202L6 203H4V205H0V208H1V212H3V214H5V215H3V214H0V220L1 219H3V217H4V219H7L6 220V222L3 220L2 221V223L3 224H6V225H2L1 226V228H0V234H1V236L3 237H5V236H7L9 233H11V231L13 230V229H16L17 228V231L15 232V233H17V234H13V235H15V236H13V238H12V240L14 241L16 238L15 237H18V238H22V236L21 235H19V233H20V231L22 230V229H26V228H28L29 230H30V232L32 233V235L34 234V235H36V234H44V235H47V236H49L48 234H51V235H55V232H57V230H58V228L59 227H61V226H58L56 223H49V224H46V223H44V220L42 221L40 218H32V219H30V218H26L22 213H21V211H20V209L19 208H15V206H14V203H12L11 201H8ZM200 200H202V199H200V197H199V199L198 198H196V208H199L200 206L199 205H201L202 204V202L200 201ZM32 201V200H31ZM184 201H186L185 199H184ZM183 201V202H184ZM27 202V201H26ZM185 203V202H184ZM203 203H204V201H203ZM155 205V204H154ZM58 208V207H57ZM72 208V207H71ZM207 208H209V207H207ZM166 209V208H165ZM195 209V208H194ZM193 209V210H194ZM204 209V208H203ZM195 210H197V209H195ZM194 210V211H195ZM209 210V209H208ZM202 211H204V210H202ZM168 212V211H167ZM194 213V212H193ZM200 214V209L199 210H197V213H195V214ZM198 214V215H199ZM215 214V213H214ZM219 214V213H218ZM207 215V214H206ZM206 215H204V216H206ZM219 216V215H218ZM228 216V215H227ZM164 217V216H163ZM214 217H215V215H214ZM46 221V220H45ZM54 221V220H53ZM153 222H155V221H153ZM188 222V221H187ZM166 223V222H165ZM11 224H13L12 226H11ZM59 224H61V223H59ZM70 224V223H69ZM105 224V223H104ZM153 225H154V223H153ZM95 227V226H94ZM99 229V228H98ZM75 230H76V228H75ZM93 230V229H92ZM105 230V229H104ZM71 231H73L72 229H71ZM78 231V230H77ZM99 231V230H98ZM59 232H61V230L59 231ZM80 232V231H79ZM22 233V232H21ZM66 233L68 234V235H70V237L71 238H73L72 236H76L75 235V233L73 234V233H70V231L69 232H67L66 231ZM12 234V233H11ZM73 234V235H72ZM80 234V233H79ZM84 234V233H83ZM18 235V236H17ZM98 235V234H97ZM12 236V235H11ZM56 236V235H55ZM96 236V235H95ZM102 236V235H101ZM3 237V238H4ZM9 237V236H8ZM7 237V238H8ZM53 237V236H52ZM63 237H65V236H63ZM256 237H258V236H256ZM24 238H26L25 240L27 241L28 240V238L27 237H24ZM24 238H22V239H19V240H15L14 242H19L20 241V243H21V241L22 242H24L25 240H24ZM49 238H51V237H49ZM66 238V237H65ZM99 238V237H98ZM97 238V239H98ZM101 238V237H100ZM30 239V238H29ZM92 240H96V237H95V239H91V241ZM260 240V239H259ZM74 241V240H73ZM100 241H101V239H100ZM28 242V244H29V242L30 241H27ZM27 242H25V243H23V252H26L27 253V257H25V255H23V253L21 254V252H17L16 250L15 251H13L14 249H12V250H7V249H0V264H36V263H38V261L39 260H41L42 259V257L44 258V254L46 253V249H48V247L46 248V246L45 247H43V245L42 244H44V243H42V244H40V243H32V241L30 242V244L29 245H31V244H33V245H31V246H29L28 247V249H27V246H28V244H27ZM45 242V241H44ZM99 243V242H98ZM104 243V242H103ZM259 243V242H258ZM95 244H96V241H95ZM260 244H261V242H260ZM21 245H22V243H21ZM25 245V246H24ZM50 245V244H49ZM105 245V244H104ZM70 246V245H69ZM77 246V245H76ZM70 247H72V245L70 246ZM50 248V247H49ZM73 248V247H72ZM72 248H70L71 249V251H72ZM88 248V247H87ZM11 249V248H10ZM79 249V246H78V248H77V250ZM92 249V248H91ZM6 250V251H5ZM28 250V251H27ZM50 250V249H49ZM88 250V249H87ZM52 251V253H53V250H51ZM56 252V251H55ZM73 252V251H72ZM87 252H89V251H87ZM77 253V252H76ZM51 254V253H50ZM56 254V253H55ZM80 255V254H79ZM82 255V254H81ZM118 255V254H117ZM190 255V254H189ZM235 255V254H234ZM33 257L31 260L29 259V257ZM60 256H61V254H60ZM76 256V255H75ZM119 256V255H118ZM243 257V256H242ZM47 258V257H46ZM52 258V257H51ZM51 258H49V259H51ZM75 258V257H74ZM81 258V257H80ZM188 258V257H187ZM53 259H54V257H53ZM55 259H57V258H55ZM72 259V258H71ZM47 260V259H46ZM46 260H45V262H46ZM62 260V259H61ZM60 260V261H61ZM75 260V259H74ZM44 262V260H41V262ZM195 261V260H194ZM40 262V263H41ZM48 262V261H47ZM52 262H56V260L55 261H52ZM51 262V263H52ZM64 262V261H63ZM199 262V261H198ZM49 263V262H48ZM47 263V264H48ZM51 263H49V264H51ZM61 263V262H60ZM69 263V262H68ZM80 263V262H79ZM93 263V262H92ZM56 264H58V263H56ZM73 264V263H72ZM178 264V263H177ZM189 264V263H188Z\"/></svg>",
  "mask_w": 264,
  "mask_h": 264
}]
</instances>
